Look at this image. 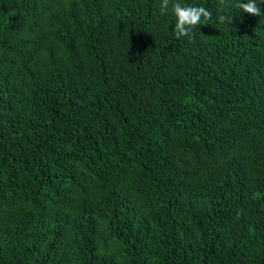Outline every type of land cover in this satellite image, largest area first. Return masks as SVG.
Instances as JSON below:
<instances>
[{
	"label": "trees",
	"instance_id": "1",
	"mask_svg": "<svg viewBox=\"0 0 264 264\" xmlns=\"http://www.w3.org/2000/svg\"><path fill=\"white\" fill-rule=\"evenodd\" d=\"M177 2L213 17L177 39ZM239 2L0 0V264H264V3Z\"/></svg>",
	"mask_w": 264,
	"mask_h": 264
},
{
	"label": "clouds",
	"instance_id": "2",
	"mask_svg": "<svg viewBox=\"0 0 264 264\" xmlns=\"http://www.w3.org/2000/svg\"><path fill=\"white\" fill-rule=\"evenodd\" d=\"M260 3H264V0H260ZM168 5L169 0H163L160 6L161 11L167 10ZM236 6L240 9V12L248 15H262V10L258 6L257 0H240ZM172 12L176 18L174 35L177 39L190 36L192 30L201 24L202 19L208 21L213 17V13L203 6H183L178 2L172 5ZM232 19L233 16L231 15L220 14L217 16V20L220 23L231 24Z\"/></svg>",
	"mask_w": 264,
	"mask_h": 264
}]
</instances>
